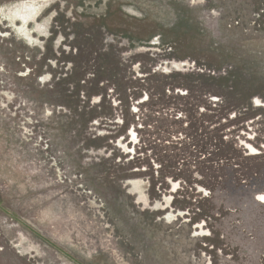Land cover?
Instances as JSON below:
<instances>
[{"label": "rangeland", "instance_id": "rangeland-1", "mask_svg": "<svg viewBox=\"0 0 264 264\" xmlns=\"http://www.w3.org/2000/svg\"><path fill=\"white\" fill-rule=\"evenodd\" d=\"M38 15L0 13V264H264V0Z\"/></svg>", "mask_w": 264, "mask_h": 264}, {"label": "bare ground", "instance_id": "bare-ground-1", "mask_svg": "<svg viewBox=\"0 0 264 264\" xmlns=\"http://www.w3.org/2000/svg\"><path fill=\"white\" fill-rule=\"evenodd\" d=\"M47 1L48 0H27L16 5L12 3L13 6L2 8L0 13L8 17L12 23H15V27H18V24L20 23L18 30H20L25 36H29L30 28L27 26L28 22L39 16L38 13Z\"/></svg>", "mask_w": 264, "mask_h": 264}, {"label": "snow or ice", "instance_id": "snow-or-ice-1", "mask_svg": "<svg viewBox=\"0 0 264 264\" xmlns=\"http://www.w3.org/2000/svg\"><path fill=\"white\" fill-rule=\"evenodd\" d=\"M262 200H264V197H261Z\"/></svg>", "mask_w": 264, "mask_h": 264}, {"label": "trees", "instance_id": "trees-1", "mask_svg": "<svg viewBox=\"0 0 264 264\" xmlns=\"http://www.w3.org/2000/svg\"><path fill=\"white\" fill-rule=\"evenodd\" d=\"M170 76V75H169Z\"/></svg>", "mask_w": 264, "mask_h": 264}]
</instances>
